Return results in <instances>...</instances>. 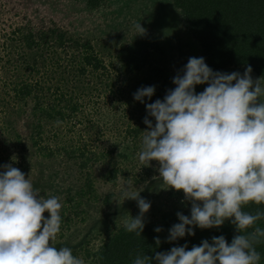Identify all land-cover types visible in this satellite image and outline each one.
Here are the masks:
<instances>
[{"label":"clouds","instance_id":"obj_1","mask_svg":"<svg viewBox=\"0 0 264 264\" xmlns=\"http://www.w3.org/2000/svg\"><path fill=\"white\" fill-rule=\"evenodd\" d=\"M135 28L138 35L146 32L140 22ZM252 71L250 65L243 75L213 71L203 57H190L163 100L145 104L148 128L138 159L146 166L158 162L167 189L182 191L191 204L190 217L177 212L179 223L169 229L167 242L194 236L196 227L220 228L226 221L236 235L230 244L221 235L190 250L185 244L154 257L137 255L133 264H152L153 259L156 264H260L256 245L264 242V228L257 222L264 221V210H243L264 205V80H254ZM197 85L207 87L197 93ZM154 93L155 86L141 87L134 100L145 103ZM0 168V264H85L71 248L55 246L62 222L59 197L42 195L12 163ZM122 196L139 209L125 230L141 236L151 202L132 191L130 183ZM155 243H161L159 237Z\"/></svg>","mask_w":264,"mask_h":264},{"label":"trees","instance_id":"obj_2","mask_svg":"<svg viewBox=\"0 0 264 264\" xmlns=\"http://www.w3.org/2000/svg\"><path fill=\"white\" fill-rule=\"evenodd\" d=\"M72 1H82L91 9H99L108 0ZM171 1L173 6L187 19L188 35L198 44L205 63L213 71H223L229 68L246 70V67L250 65L253 70L252 74L264 80V0ZM19 36L18 47H15L19 50V57L12 67L16 71L24 68L23 72L25 74L28 72L30 76L39 74L53 76L48 81L41 77L32 78L31 76L28 79H21L13 87L17 103L24 105L29 100L34 101L32 133L29 140L31 147L27 145L21 147L24 151L31 149L33 155L46 159L62 154L75 160L86 156L85 148L74 147L77 149L75 150L73 146L66 145L64 142H67L70 127L84 122L80 120V116L84 113L82 112L84 111L83 105L86 104L95 109V104L90 100L94 99L92 95L88 96L85 102L81 99L85 97L86 91L91 89L90 81H93L95 90L100 91L101 97L111 95L113 99H116L118 96L119 98L124 97L126 92L130 93L126 88L129 90L131 88V92H136L141 87L155 86L154 95L150 100L146 97L145 101L152 103L157 99L163 100L170 89V73L166 57L172 51V55H176L175 52L182 53V47L177 42H171L172 38H168L166 44L162 45L144 37H135L132 42L121 46L116 55L110 54V60L106 61L91 41L71 35L59 27L50 26L36 31L27 30L25 34L22 33ZM66 72L68 75L64 76ZM105 111L109 112V109ZM112 120L110 118L108 122ZM99 121L101 123V119ZM98 126L101 125L95 123L93 127ZM48 127L55 129L53 128V132L49 133ZM143 131L145 129L142 126L134 128L131 126L127 133L135 140L141 137ZM122 144L123 148L114 146V143L109 145L107 153L101 156L106 159L109 155L108 166H111V169L107 170V175L104 176L109 181H115L121 173L120 164L116 162L118 158L116 153L119 152L115 148L117 147L120 151L121 158L129 157L130 145L128 146L124 141ZM126 147L129 150L128 153H126ZM86 166L87 162H81V168ZM122 175H125V178L129 177L125 173ZM151 175H153L152 171L146 165H141V172L135 175L137 183L144 185L140 196L151 202V208L145 214V228L141 236L127 232L124 225L114 223L115 227L110 229L112 223H107L106 219H110L111 215L105 214L102 217L98 214L96 220L85 225L89 234L90 231L94 234V227L100 229L98 233L103 237L98 248L91 247L93 246L90 244L91 240L83 244L77 242L74 245H64V242H61L64 237L62 230L57 236L55 246L71 248L73 255L83 258L85 264H133L137 255L154 257L157 252H166L172 247L185 244L190 250L193 245H200L205 239L211 243L214 236L223 235L228 243H231L236 231L229 221H226L220 228L200 229L196 227L194 236L186 235L171 243L167 242L169 229L172 225L179 223L177 212L190 217V211L185 207L190 202L184 201L182 191L167 189L168 186L159 176L152 178ZM166 189L169 202L174 204L172 208H165L163 199H161V193L164 195ZM76 197L80 200L85 199L89 203L102 204L101 209L93 207L97 211L110 209L113 202L111 194L104 198L97 194L95 178L91 173L86 174L84 185ZM133 202L135 201L126 200L124 209L119 208V214L123 213V217L120 218H126L128 213L134 217L139 214V209L133 207ZM78 207L80 206L77 205L75 208ZM258 208L264 210V205L249 204L243 210L254 214ZM88 212H91L90 209L80 208L76 212V218L81 222L87 221L89 217L87 214H91ZM64 220L68 229L73 222V217L65 213L62 222ZM105 224L106 227L102 229L101 226ZM257 226L264 228V221H258ZM157 227L162 228V231L157 233L154 230ZM156 237H159L161 241L159 245L155 243ZM256 248L261 253L260 264H264V242L256 245ZM152 264H156L154 259Z\"/></svg>","mask_w":264,"mask_h":264},{"label":"rangeland","instance_id":"obj_3","mask_svg":"<svg viewBox=\"0 0 264 264\" xmlns=\"http://www.w3.org/2000/svg\"><path fill=\"white\" fill-rule=\"evenodd\" d=\"M139 22L146 29L143 35H138L135 28ZM186 23L187 19L173 6L171 0H108L99 9H91L85 2L72 0H0V165L12 163L13 167L19 168L26 176L29 175L28 178L32 181L34 189H38L42 195L59 197L63 205L61 217L65 213L73 217L68 229L65 220L61 222V230L64 232L61 242H64V245H74L77 242L83 244L91 240L90 244L93 245L91 247L98 248L103 237L98 233L100 229L92 226L94 234L91 231L89 234L85 229V225L96 220L98 214L102 217L105 214L111 215L110 219H106L107 223H112L110 229L115 227L114 223L123 226L131 216L134 217L128 213L126 218H120L123 217V213L119 214L118 210L124 209L126 200H123L122 191L126 185L130 183L132 191L138 190L140 193L144 188V185L135 180V175L141 172L142 164L137 154L140 151L143 133L140 138L133 140L127 131L131 126L133 128L142 126L147 130L148 126L143 121L147 116L145 104L150 101L141 103L134 100L135 92H131V88L130 90L126 88L130 93H124V97L118 96L116 99L111 95L101 97L100 91H96L93 81H90L91 89L87 90L85 97L81 99L85 102L88 96L92 95L94 99L90 100L95 104V109L83 105L84 113L80 116V120L84 122L72 125L67 133V142L63 141L73 148H85L86 156L75 160L62 154L46 159L33 155L31 149L24 151L21 146L31 147L29 140L32 133L34 101L29 100L24 105L17 103L13 87L21 79H28L31 76L41 77L47 81L53 76L49 74L30 76L28 72L26 74L23 72L24 68L21 67V70L16 71L12 67L19 57V50L15 48L18 47L19 35L25 34L27 30L59 27L71 35L91 41L106 61L110 60V54L116 55L121 46L132 42L135 37H144L162 45L166 44L168 38H172L171 42H177L182 47V53L175 52L176 55H172V51L166 57L170 73V89H173L175 85L172 79L183 69L188 59L202 57L198 44L188 35V23ZM244 71V69L229 68L219 72H239L243 75ZM67 75L68 72L64 76ZM251 75L254 80L258 78L252 73ZM205 87L207 85H197L195 91L200 93ZM106 109H109V112L105 111ZM110 118L113 120L108 122ZM149 119L154 126V118L149 117ZM103 122L105 123L102 124ZM95 123L101 126L93 127ZM53 128L48 127L47 131L52 133L55 129ZM123 141L131 148L130 152L127 147L125 148L127 152H124H129L127 159L121 158L117 149V147L123 148ZM113 143L117 146L115 150L119 152L116 153L118 157L116 162L120 164L121 173L115 181H109L104 177L107 175V170L111 169V166H108L109 155L107 154L106 159L101 156L107 153L108 146ZM81 162H87V166L81 168ZM147 167L152 171V178L159 176L158 162L152 161ZM2 170L0 168V171ZM88 173L93 174L95 188L101 198L110 194L113 196L110 209L100 210L102 204L89 203L85 199L80 200L76 197ZM122 173L129 177L125 178ZM166 194L169 196L167 189L164 195L161 193V199L165 208H172L174 204L169 202ZM77 205L80 207L75 208ZM132 205L137 207L136 201ZM93 207L100 209L97 211ZM185 207L190 211V204H186ZM80 208L90 209L91 212L88 213L91 214H87L89 216L87 221L81 222L76 218V212ZM47 215L45 213V216ZM101 227L105 228L106 224Z\"/></svg>","mask_w":264,"mask_h":264}]
</instances>
